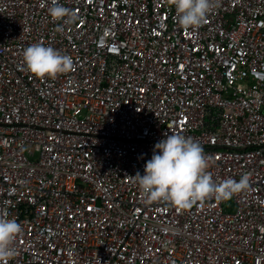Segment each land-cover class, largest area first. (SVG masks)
I'll list each match as a JSON object with an SVG mask.
<instances>
[{
  "label": "built area",
  "instance_id": "built-area-1",
  "mask_svg": "<svg viewBox=\"0 0 264 264\" xmlns=\"http://www.w3.org/2000/svg\"><path fill=\"white\" fill-rule=\"evenodd\" d=\"M0 264H264V0H0Z\"/></svg>",
  "mask_w": 264,
  "mask_h": 264
}]
</instances>
